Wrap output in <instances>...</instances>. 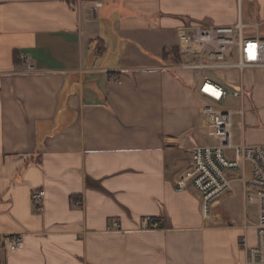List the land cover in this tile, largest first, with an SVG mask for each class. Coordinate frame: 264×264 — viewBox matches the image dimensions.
Listing matches in <instances>:
<instances>
[{"label":"crops","instance_id":"crops-1","mask_svg":"<svg viewBox=\"0 0 264 264\" xmlns=\"http://www.w3.org/2000/svg\"><path fill=\"white\" fill-rule=\"evenodd\" d=\"M102 1L0 0V264H243L258 210L235 179L203 211L191 150L216 144L214 101L176 53L187 23L264 37V0ZM239 75L212 77L253 91L235 145L264 144V69Z\"/></svg>","mask_w":264,"mask_h":264},{"label":"built area","instance_id":"built-area-1","mask_svg":"<svg viewBox=\"0 0 264 264\" xmlns=\"http://www.w3.org/2000/svg\"><path fill=\"white\" fill-rule=\"evenodd\" d=\"M80 5L82 2L93 1L90 9L96 11L103 5L102 0H63ZM248 26L239 21L235 25H192L184 24L178 29L177 49L183 56H193L194 62L180 63L177 67L194 71L202 78L200 93L216 103L225 102L230 95L242 98L245 89L242 86L231 87L214 80L205 74L207 70L264 69V37L258 33L248 35ZM258 30V26H256ZM27 62L28 70H33L32 63L26 55L21 56ZM180 62V61H179ZM178 62V63H179ZM209 87L210 89H208ZM243 113L239 110L219 109L213 105L203 108L204 123L209 135L216 140L212 145H195L191 150V183L199 193L202 209L205 214L210 212L213 203L226 194L235 179L242 182L246 199L258 210L256 227V243L250 245L244 235L241 238V249L245 253L243 264H264V144H239L232 141V115ZM251 174L248 176L247 167ZM240 171V176L234 173ZM45 191L36 190L32 198L39 210L43 209ZM144 223L152 228L160 227L161 223L152 217H145ZM109 229L119 228L113 221ZM7 244L11 248L23 245L19 235L9 237Z\"/></svg>","mask_w":264,"mask_h":264},{"label":"rangeland","instance_id":"rangeland-1","mask_svg":"<svg viewBox=\"0 0 264 264\" xmlns=\"http://www.w3.org/2000/svg\"><path fill=\"white\" fill-rule=\"evenodd\" d=\"M245 10H249V7L245 6ZM244 20H245L244 22H250V21H248L247 18H245ZM253 21L256 22V19H254ZM259 30H260L261 34L263 35L264 34V25H261L259 27ZM245 32L250 33V34H254V33L257 32V28L256 27L252 28V27L248 26V28L246 29ZM190 62H194V57L193 56H183L181 61L178 64H180V63H182V64L183 63H190ZM229 71H235V72L233 74V73H229ZM240 73H242V72H240L239 70H234V69L207 70V71H205V74H207V75H209L211 77H214V78L220 80L223 83H225L227 81H230L232 79H235V78H239V81H240V75H239ZM197 81L198 82L200 81V77L199 76H197ZM239 81H237V82H239ZM259 81H260L259 84L264 82V80L262 78H260V77H259ZM229 86L234 87L232 83L229 84ZM260 88H261V91L264 90V85H260ZM249 93L250 92L248 90L247 91L245 90V96L249 97L251 95V93L250 94ZM252 95H253V91H252ZM252 95L250 96V99H251ZM241 100H242L241 98H235L232 95H230L228 97V99L225 102H223V103H215V102H210V101H209V103L211 105H213L215 108H219V109H222V108L223 109H229V108L236 109V108H240L241 107V105H242L241 104ZM240 117L241 116H240V114L238 112H236V113H234L232 115V128H231V131H232V141H233L234 144L237 141V136H238V133H239V130H240L239 129L240 120H241ZM236 173H238V172H236ZM246 174L248 176H250V174H251L250 166L247 167V173ZM233 185L236 188L238 186V184H236V183H234Z\"/></svg>","mask_w":264,"mask_h":264},{"label":"trees","instance_id":"trees-1","mask_svg":"<svg viewBox=\"0 0 264 264\" xmlns=\"http://www.w3.org/2000/svg\"><path fill=\"white\" fill-rule=\"evenodd\" d=\"M97 49H99V48H97ZM176 55H177V58L179 59V58H180V55H179V51H178V49H177V53H176ZM178 59H177V60H178ZM15 60L18 61V56H16V55H15Z\"/></svg>","mask_w":264,"mask_h":264},{"label":"bare ground","instance_id":"bare-ground-1","mask_svg":"<svg viewBox=\"0 0 264 264\" xmlns=\"http://www.w3.org/2000/svg\"><path fill=\"white\" fill-rule=\"evenodd\" d=\"M208 89H210L209 87H207Z\"/></svg>","mask_w":264,"mask_h":264}]
</instances>
